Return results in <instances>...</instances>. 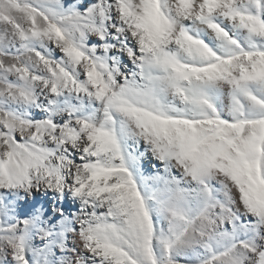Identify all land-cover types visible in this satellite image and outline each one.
Listing matches in <instances>:
<instances>
[{
	"label": "snow or ice",
	"instance_id": "obj_1",
	"mask_svg": "<svg viewBox=\"0 0 264 264\" xmlns=\"http://www.w3.org/2000/svg\"><path fill=\"white\" fill-rule=\"evenodd\" d=\"M0 264H264V0H0Z\"/></svg>",
	"mask_w": 264,
	"mask_h": 264
}]
</instances>
